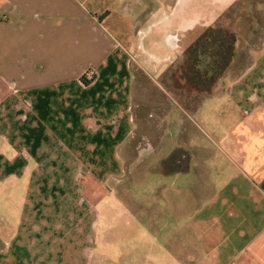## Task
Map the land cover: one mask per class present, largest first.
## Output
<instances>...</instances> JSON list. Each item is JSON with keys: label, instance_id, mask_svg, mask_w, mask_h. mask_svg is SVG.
Instances as JSON below:
<instances>
[{"label": "crops", "instance_id": "0c3cea01", "mask_svg": "<svg viewBox=\"0 0 264 264\" xmlns=\"http://www.w3.org/2000/svg\"><path fill=\"white\" fill-rule=\"evenodd\" d=\"M240 1L0 0V264H91L106 185L145 164L147 129L175 131L156 140L154 193L171 197L177 176L189 186L198 175L196 213L163 238L172 264V243L192 234L199 264H264V32L256 46L261 28L233 23L254 21ZM154 84L172 106L158 107ZM184 118L234 168L210 178Z\"/></svg>", "mask_w": 264, "mask_h": 264}, {"label": "rangeland", "instance_id": "374dc122", "mask_svg": "<svg viewBox=\"0 0 264 264\" xmlns=\"http://www.w3.org/2000/svg\"><path fill=\"white\" fill-rule=\"evenodd\" d=\"M245 1L250 5L251 11H253L252 13L254 15L255 22L253 21V18H248V20H246L239 17V20L234 21L233 23H238L239 26L242 24L248 25L250 23H255L256 27H260V32H256L252 39L254 45L256 44L257 46V44L260 43V37H262L264 32V29L262 30L264 27V0H242L240 2L245 4ZM241 12L242 11L240 10V13ZM151 90L152 93L159 99V101H157L158 107L172 106V102L170 100H166L163 90L155 84L151 87ZM178 93L180 97H177V100L184 102L183 100L187 99L185 97V93L183 91H178ZM189 97L191 98L192 96ZM189 97L187 100L190 99ZM210 103L211 102H207V107H210ZM207 115V119L210 122H213L219 114L214 113L211 106ZM193 117L198 122L199 116L193 115ZM186 120L190 122V125L194 126V129L187 126L188 122H186V128L184 125L182 126L184 129L182 130V133L184 135L195 134L197 139H201V146L197 148L198 152L196 153H200V147H205L206 153L210 159V161L205 164L210 178L215 179L218 173H222L223 170L233 167L231 166L232 162L230 161V158L226 155V153H228L226 146L223 145L221 147L222 150L220 147H215L214 143L209 140H215L214 137H209L211 134L209 129L201 130L198 126L194 125L192 121L189 119ZM153 132H155V137L152 139L150 136ZM160 132H163V135L167 133L170 137H172L175 133V131H155V129L152 131L147 129L144 130V134L141 136L140 134L137 135L139 139L143 141L142 145L145 143L148 145V150L145 152L148 155L147 160H145V164L142 168L139 166L138 171H136V168L132 166V168H129L126 174H124L121 178L111 180L108 182L109 184L107 183L106 186L108 187V185H110L112 191L110 199L107 200L109 203L104 206V209L102 207L100 212L101 224L98 232V251L101 253H94L91 264H153L152 261H155L156 264H172V257H167L165 254L168 252V250L165 249L166 245L169 243L164 242L163 238H165V234L170 229L172 230L173 226L175 227L176 225V227L181 228V226L179 227L178 225H182L188 218L196 213V205L199 202L194 205L195 195L193 194L194 190L192 187L194 185L192 184V180L194 177H198V175L197 173H192L193 171H197V169L194 168L195 163H193L192 165L194 167L190 169V173H192V175L190 179L191 184L189 186L184 183L188 179H184L180 174L175 179V186L173 187L171 197L162 196L161 194L158 196L157 193H154L153 189L160 180V178L156 177L160 173L154 169V164H156L154 161V155L157 152L161 153L159 152V150H161L160 148L163 149L165 146V143L159 144L158 141L156 143V140L161 138V134L159 135ZM135 141H137V138L133 140V142ZM152 143L154 147L151 145ZM131 147L134 148L133 145ZM143 147L145 148V146ZM165 150L166 149L163 151L164 153H166ZM184 163L186 165L185 161L182 162V156H179L173 166L182 170V164ZM167 165L168 163L164 161L163 168ZM150 169L152 171H150ZM164 170H166V168H164ZM87 186H89V184L86 183V187ZM190 188L191 192H188V189ZM183 192L191 193L189 196L191 197L189 202H186L188 201V196ZM167 201L169 203H167ZM182 201H184V203ZM156 204H160L163 209L165 206L168 207L167 209L169 211L165 209L158 210L156 208ZM123 207L126 208L128 214L120 220L119 218L123 213ZM121 208L122 210H120ZM10 212L11 209L9 208V213ZM155 229L158 230L159 234L157 241H154V235L152 234ZM191 238L192 241L189 243H185L184 241L182 242L181 239L180 241L172 243L174 247V249L172 248V251L174 252L175 250V264H183L185 262H188V264H199L200 259L198 258V255L199 253L205 252L200 248L196 241H193V239H195L193 234ZM103 240L106 241L105 248L103 243L105 241ZM184 244L185 248L182 253ZM102 252H107V257H104L103 254L105 253ZM186 253H189L190 255L185 257ZM152 255L153 257L151 258Z\"/></svg>", "mask_w": 264, "mask_h": 264}, {"label": "built area", "instance_id": "2783aa9c", "mask_svg": "<svg viewBox=\"0 0 264 264\" xmlns=\"http://www.w3.org/2000/svg\"><path fill=\"white\" fill-rule=\"evenodd\" d=\"M83 77L85 78V80L87 82H91L94 80L95 78V73L92 69H88L84 74H83Z\"/></svg>", "mask_w": 264, "mask_h": 264}, {"label": "trees", "instance_id": "16d2710c", "mask_svg": "<svg viewBox=\"0 0 264 264\" xmlns=\"http://www.w3.org/2000/svg\"><path fill=\"white\" fill-rule=\"evenodd\" d=\"M82 81L85 83V84H88L89 82H87L86 80H85V78L82 76Z\"/></svg>", "mask_w": 264, "mask_h": 264}]
</instances>
